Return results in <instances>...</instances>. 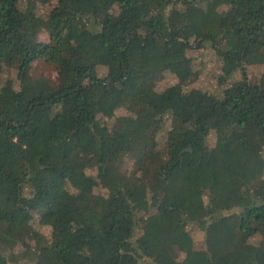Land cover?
Returning a JSON list of instances; mask_svg holds the SVG:
<instances>
[{
	"label": "trees",
	"instance_id": "1",
	"mask_svg": "<svg viewBox=\"0 0 264 264\" xmlns=\"http://www.w3.org/2000/svg\"><path fill=\"white\" fill-rule=\"evenodd\" d=\"M0 264H264V0H0Z\"/></svg>",
	"mask_w": 264,
	"mask_h": 264
},
{
	"label": "rangeland",
	"instance_id": "2",
	"mask_svg": "<svg viewBox=\"0 0 264 264\" xmlns=\"http://www.w3.org/2000/svg\"><path fill=\"white\" fill-rule=\"evenodd\" d=\"M42 38L44 39L45 36ZM188 57L191 58L193 62V72L197 75V80L189 86L190 89L201 88L208 89L210 91H219L220 85L218 80V75L221 73V63L216 58V55L209 44L206 47L198 48H189L187 50ZM33 72L35 75H44L50 79L51 83H55L56 79V69L55 66L51 63L46 62L45 60H40L35 63ZM242 78V73L237 70L232 74L228 83L239 80ZM177 80L176 75L169 73L166 74L160 81L159 90L165 89L168 85L172 84ZM195 231V236L197 238L198 244H200V239H202L203 232L202 230L193 227Z\"/></svg>",
	"mask_w": 264,
	"mask_h": 264
}]
</instances>
